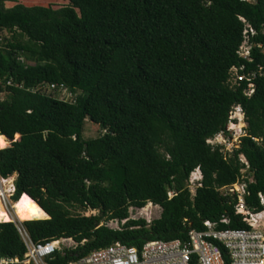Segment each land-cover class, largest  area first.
Here are the masks:
<instances>
[{
    "label": "trees",
    "instance_id": "trees-1",
    "mask_svg": "<svg viewBox=\"0 0 264 264\" xmlns=\"http://www.w3.org/2000/svg\"><path fill=\"white\" fill-rule=\"evenodd\" d=\"M5 1L0 31L11 36L0 44V92H7L0 178L16 174L11 199L26 193L49 216L21 222L33 242L76 243L47 264H68L116 241L141 248L186 240L189 229L223 215L230 222L219 228H248L234 212L235 195L217 188L239 180L243 157L252 178L245 205L263 210L264 0H68L58 8ZM245 23L255 30L250 61L237 54ZM241 66L255 73L250 96L245 80L230 81V69ZM45 83L63 84L73 99L33 91ZM236 105L244 133L225 152L207 141L228 135ZM86 120L104 132L84 138ZM196 168L201 186L191 197L186 182ZM147 202L160 207L158 218H129L130 207ZM111 219L119 229L103 223ZM25 251L15 222H0V257Z\"/></svg>",
    "mask_w": 264,
    "mask_h": 264
},
{
    "label": "built area",
    "instance_id": "built-area-1",
    "mask_svg": "<svg viewBox=\"0 0 264 264\" xmlns=\"http://www.w3.org/2000/svg\"><path fill=\"white\" fill-rule=\"evenodd\" d=\"M242 20L244 21V19ZM254 35L255 30L249 24L245 23L243 41L237 51V54L244 60H251L250 52L252 43L250 38ZM261 46V44H258V47ZM243 69L244 66L239 68L232 67L230 69V81L234 79L232 84H236L239 81L245 80L247 87L244 92L247 96H250L255 89V84L252 81L255 73H242ZM47 90L50 92H61L64 94V97L61 98L62 100L70 101L73 99L72 93L63 84L45 83L33 89V91L45 94L48 92ZM241 111L242 109L239 105L234 106L228 112V123L233 122V117L235 116H232V114L234 113L241 114L240 117L242 118ZM217 135L222 136V134ZM217 135L208 139L207 142L213 144V141L217 140ZM220 143L217 142L214 145ZM241 161L244 162L245 167L240 170L241 177L239 180L233 184L217 188V191L224 197H232L235 195L234 212L237 215H241L242 220L248 225V228H219L220 225H229L230 222L229 217L223 215L218 221L204 220V228L202 230L189 229L186 240L146 241L141 248L128 246L116 241L108 246L94 249L86 256L69 262L68 264H264V232L257 227V222L264 217V194H258L259 203L263 206L262 211L255 212L246 207L244 202L247 188L246 179L251 182L252 178L247 174V162L243 157H241ZM201 180L202 174L198 168L190 173L186 185L191 197L195 195L196 188L201 186ZM167 194L168 198H172L176 195V192L173 189H169ZM143 207H130L129 213L130 209L142 210L144 209ZM138 217L145 219L147 223L151 222L146 217ZM138 217L131 219H139ZM127 219L121 220L120 223H125ZM108 221H116L118 226L113 227V229H119L120 224L118 220L111 219ZM106 223L105 225L110 227ZM15 225L26 251L22 258L17 256L0 257V264H47L46 258L56 250H60L59 245L62 241L70 239L60 238L43 242H33L21 222H16ZM219 244L225 248L229 263L226 262Z\"/></svg>",
    "mask_w": 264,
    "mask_h": 264
},
{
    "label": "rangeland",
    "instance_id": "rangeland-1",
    "mask_svg": "<svg viewBox=\"0 0 264 264\" xmlns=\"http://www.w3.org/2000/svg\"><path fill=\"white\" fill-rule=\"evenodd\" d=\"M18 3L26 5V6L41 5V6H50L52 8H58V7L67 5L68 0H6L5 6L11 7ZM76 11L78 10L76 9ZM10 36L11 34L9 32L0 31V44L4 42L3 38L9 39ZM233 82H234V79H231V83ZM46 94L48 95L52 94L54 97L59 98V99L64 97V94H62L61 92H56V91L55 92L48 91L46 92ZM6 95H7L6 91L0 92V100H3L6 97ZM232 116H235L233 117L234 118L233 122L228 123L227 128H226L228 135L226 137L223 135L222 136L217 135V138H216L217 140L213 141V144L217 142L218 143L221 142L220 145L223 146V151L225 152H229L233 146H236V144L238 143L239 137L243 134V128L245 127V123L240 117L241 114L234 113L232 114ZM103 132L104 131L99 125L94 124L88 120L85 121L83 132H82L84 138L86 139L94 138V137L101 135ZM12 179L14 183V180L16 179V174L12 175ZM13 192H14V188L12 192L6 193L7 196H5L3 199L5 207L10 212H12V202H14L11 199ZM10 204H11V207H10ZM143 208L144 209L142 210L130 209V213H129L130 219L137 218L138 216H143V217H146L147 220L152 221L153 219L158 218L161 212L160 207L158 205L152 204L151 202L146 203ZM75 213L83 214V215H89V214L94 215V214H97V210H87V211L76 210ZM105 222H107L106 224H109L111 228L118 226L116 221H103V223ZM257 227L259 228V230H262L264 232V217H262L257 222ZM75 246H76V243L72 239H69V240L62 241L59 245V248L60 250H62L64 248H71Z\"/></svg>",
    "mask_w": 264,
    "mask_h": 264
},
{
    "label": "bare ground",
    "instance_id": "bare-ground-1",
    "mask_svg": "<svg viewBox=\"0 0 264 264\" xmlns=\"http://www.w3.org/2000/svg\"><path fill=\"white\" fill-rule=\"evenodd\" d=\"M13 188L12 176L6 179L0 178V222H9L14 219L22 222L49 217L39 204L26 193L22 194L17 201L12 202V212H10L5 207L3 199L7 196L6 193L13 191Z\"/></svg>",
    "mask_w": 264,
    "mask_h": 264
},
{
    "label": "snow or ice",
    "instance_id": "snow-or-ice-1",
    "mask_svg": "<svg viewBox=\"0 0 264 264\" xmlns=\"http://www.w3.org/2000/svg\"><path fill=\"white\" fill-rule=\"evenodd\" d=\"M3 141V137H0V142H2ZM0 146H2V144H0Z\"/></svg>",
    "mask_w": 264,
    "mask_h": 264
},
{
    "label": "water",
    "instance_id": "water-1",
    "mask_svg": "<svg viewBox=\"0 0 264 264\" xmlns=\"http://www.w3.org/2000/svg\"><path fill=\"white\" fill-rule=\"evenodd\" d=\"M13 222H15V223H16V222H17V223H20L21 221H19V220H13Z\"/></svg>",
    "mask_w": 264,
    "mask_h": 264
},
{
    "label": "clouds",
    "instance_id": "clouds-1",
    "mask_svg": "<svg viewBox=\"0 0 264 264\" xmlns=\"http://www.w3.org/2000/svg\"><path fill=\"white\" fill-rule=\"evenodd\" d=\"M148 203V202H147Z\"/></svg>",
    "mask_w": 264,
    "mask_h": 264
}]
</instances>
